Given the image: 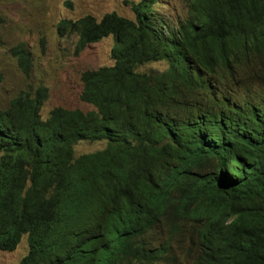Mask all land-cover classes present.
<instances>
[{
  "label": "trees",
  "instance_id": "trees-1",
  "mask_svg": "<svg viewBox=\"0 0 264 264\" xmlns=\"http://www.w3.org/2000/svg\"><path fill=\"white\" fill-rule=\"evenodd\" d=\"M189 1L191 19L168 36L151 30L154 0L133 2V19L60 21L77 54L115 39V63L81 74L91 110L57 106L43 119V85L0 108V252L28 236L11 264H264V103L245 111L208 77L231 81L252 63L264 83V0ZM11 51L29 74L31 51ZM162 59L165 70H140ZM231 130L234 144L222 139ZM82 141L106 146L76 155ZM83 212L102 214L97 230L72 231Z\"/></svg>",
  "mask_w": 264,
  "mask_h": 264
},
{
  "label": "rangeland",
  "instance_id": "rangeland-1",
  "mask_svg": "<svg viewBox=\"0 0 264 264\" xmlns=\"http://www.w3.org/2000/svg\"><path fill=\"white\" fill-rule=\"evenodd\" d=\"M139 1L143 0H0V15L4 18L0 27V108L9 106L11 99L22 90L34 92L43 85L48 88V94L41 108L42 118L46 119L57 106L84 112L91 110L93 105L81 97V73L86 69L113 65L112 47L115 40L113 36L105 37L77 54V33L68 29L60 35L59 23L63 19H76L86 14L101 18L110 12L133 19L132 3ZM152 8L154 30L168 35L175 29L177 19L188 14L189 6L186 0H155ZM21 42L32 53L29 74L22 71L11 51ZM168 65L162 59L149 62L140 70L163 71ZM234 90L232 82H227L222 93L230 95ZM105 146L104 141H83L75 145V153L94 152ZM27 250L25 235L15 250L0 253V264L19 261ZM172 252L178 253V249L172 248ZM190 258L192 263L194 255ZM156 264L166 263L161 261Z\"/></svg>",
  "mask_w": 264,
  "mask_h": 264
},
{
  "label": "clouds",
  "instance_id": "clouds-1",
  "mask_svg": "<svg viewBox=\"0 0 264 264\" xmlns=\"http://www.w3.org/2000/svg\"><path fill=\"white\" fill-rule=\"evenodd\" d=\"M187 1V4L189 6L188 8V14L183 17V18H180V19H177V22H176V25H175V29H178V27L180 28L182 25L186 24L192 17V13H191V7H190V1L189 0H186ZM155 2V0H154ZM152 2V4L154 3ZM152 7V6H151ZM153 9V8H152ZM135 13V12H134ZM152 13L153 11L151 10V16H152ZM87 15V14H86ZM2 16V15H1ZM85 16V15H84ZM82 17V16H81ZM80 18V17H79ZM102 18V17H101ZM78 19V18H76ZM100 19V18H98ZM4 20V18H3ZM4 22V21H3ZM150 22H151V17H150ZM3 24V23H2ZM1 27V26H0ZM59 28V26H58ZM151 30H154L153 26H152V23H151ZM172 30V31H174ZM73 31V30H72ZM60 32V31H59ZM155 33H158V34H163L162 32H157L156 30H154ZM60 35H62L60 33ZM164 35V34H163ZM169 35V33H168ZM168 35H165V36H168ZM109 36H112V35H109ZM114 38V37H113ZM115 40V39H114ZM77 43V42H76ZM91 45V44H90ZM115 63V62H114ZM251 66H252V63H249L247 64L246 68H245V76H242V77H239V78H236V79H233L231 81H222L221 79L215 77L214 75H212L211 73H208V77L211 78L213 80V88L216 89L218 95L220 97H225L226 99H228L229 101H231L235 106L237 107H240V108H243V110L246 111V109L242 106V104L244 103H247L249 101H253V102H263L264 103V84L261 83V82H256L252 75H251ZM101 67V66H100ZM85 71V70H84ZM82 74V73H81ZM227 82H232V84L234 85L235 87V90L232 94L230 95H224L222 93V90L224 89L225 87V84ZM44 119V118H43ZM235 133L236 131L234 130H231L230 132L224 134L222 136V139L226 142H229V143H232L234 144L235 143V140H234V136H235ZM146 177L150 178V179H153L155 177V172H149ZM102 214H100L99 212L95 213L94 216H90V214H87V213H80L77 217H75L73 219V221H71L69 223V227L72 229V231H81V230H85V229H89V230H97L99 228V225L101 224L102 222ZM146 235L144 234V237ZM24 238V236H23ZM23 238L21 239V241L23 240ZM117 236L116 235H113L109 241L107 242V246H110L113 242H116L117 241ZM27 240H28V236H27ZM20 241V242H21ZM19 242V243H20ZM19 245V244H18ZM146 247L148 250H151L152 248L150 246H148L146 244ZM17 248V247H16ZM15 248V249H16ZM14 249V250H15ZM13 251V250H12ZM2 252H5V251H2ZM28 252V250H27ZM26 252V254H27ZM1 253V252H0ZM25 254V255H26ZM24 255V256H25ZM23 256V257H24ZM22 257V258H23ZM21 258V259H22ZM20 259V260H21ZM19 260V261H20ZM17 261V262H19ZM17 262H14V263H17ZM157 262H161V259H157L155 256L154 258L152 259V263L151 264H156ZM165 262V261H164ZM166 263V262H165ZM11 264V263H10ZM167 264V263H166Z\"/></svg>",
  "mask_w": 264,
  "mask_h": 264
},
{
  "label": "bare ground",
  "instance_id": "bare-ground-1",
  "mask_svg": "<svg viewBox=\"0 0 264 264\" xmlns=\"http://www.w3.org/2000/svg\"><path fill=\"white\" fill-rule=\"evenodd\" d=\"M149 15H150V14H149ZM155 22H156V21H155ZM174 54H175V53H174ZM171 55L173 56V53H172ZM260 62H261V61H259V63H260ZM217 73H218V72H217ZM218 78H219V75H218ZM82 142H83V141H82ZM76 155H77V154H76ZM76 155H75V156H76ZM80 157H81V156H80ZM60 207H61V206H60ZM59 209H60V208H59ZM61 209H62V207H61ZM61 209H60V210H61ZM63 211H64V210H63ZM63 211H62V214H63ZM64 213H66V212H64ZM57 214H58V213H57ZM60 214H61V213H60ZM68 215H69V214H68ZM66 216H67V215H66ZM66 216H65V217H66ZM65 217H64V218H65ZM66 218H67V217H66ZM59 220H61V218H59ZM53 223L55 224V221H54ZM63 223H64V222H63ZM62 226H63V224H62ZM59 227H60V226H59ZM26 257H27V256H26ZM26 257H25V258H26ZM22 261H23V260H22Z\"/></svg>",
  "mask_w": 264,
  "mask_h": 264
}]
</instances>
